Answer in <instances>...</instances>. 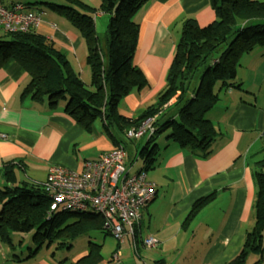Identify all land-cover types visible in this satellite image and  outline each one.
Wrapping results in <instances>:
<instances>
[{
    "label": "crops",
    "instance_id": "1",
    "mask_svg": "<svg viewBox=\"0 0 264 264\" xmlns=\"http://www.w3.org/2000/svg\"><path fill=\"white\" fill-rule=\"evenodd\" d=\"M86 3L99 5L94 0ZM47 15L42 12L34 30L66 55L73 71L88 85L81 37L69 23L57 25ZM188 18L200 27L210 24L215 15L209 0H148L134 13L139 32L132 62L144 74L147 86L119 102L122 116L137 118L164 88L181 23ZM242 63L251 70L240 79L237 70L243 87L223 92L207 113L218 132L207 156L180 149L166 137L156 139L158 156L146 172L156 195L142 211L136 249L128 238L118 245L122 248L115 254L120 264H225L240 252L246 232L253 227L255 163L264 160V50H256L253 58ZM27 82V73L14 61L0 69V170L11 163L16 182L41 185L51 167L79 170L84 160H94L116 147L99 120L86 132L63 112V102L50 107L22 100ZM146 142L145 136L127 142L134 147V157ZM213 193L212 201L184 224L192 205ZM198 218L204 220L203 226ZM195 222L200 226L196 230ZM146 237L157 240L155 248L141 246L140 239ZM124 247L134 250L137 261L124 258ZM15 250L0 241V264H21L19 257H12ZM38 260L33 264H49Z\"/></svg>",
    "mask_w": 264,
    "mask_h": 264
},
{
    "label": "trees",
    "instance_id": "2",
    "mask_svg": "<svg viewBox=\"0 0 264 264\" xmlns=\"http://www.w3.org/2000/svg\"><path fill=\"white\" fill-rule=\"evenodd\" d=\"M58 1L21 4L35 10L37 4H42V8L68 21L84 43L90 82L85 85L66 55L54 49L35 30L25 33L0 31L3 34L0 37V69L8 61H14L28 75L20 98L50 107L63 102V112L86 132H90L93 123L99 120L115 148L121 147L124 151L126 141L136 140L126 139L125 132L154 118L152 133L144 135L147 142L139 149L141 166L137 172H147L153 167L158 156L156 139L161 134L180 149L207 156L218 132L205 115L217 104L219 92L242 88L237 78L241 57L264 50V0H209L215 15L210 24L200 27L194 19H184L165 86L135 119L122 116L118 104L130 92L147 86L144 74L132 62L139 32L132 17L148 0H99L98 7L90 6L85 0ZM2 3L8 6L11 2L2 0ZM97 13L107 17L103 38L95 30ZM164 115L167 118L161 121ZM255 168L253 227L246 232L238 255L227 264H248L250 257L253 260L250 264H264V160L255 163ZM14 170L11 163L0 170L5 183L0 189L2 243L14 248L13 233L33 231V241L38 245L55 241L57 247L69 249L81 236L96 231L109 234L95 213L49 212L50 200L42 186L16 182ZM213 196L214 193L197 200L184 224L209 204ZM96 247L90 245L87 254L74 264H99L101 256ZM35 253L27 257L12 254V257H19L16 259L22 262ZM110 262L113 264L112 259Z\"/></svg>",
    "mask_w": 264,
    "mask_h": 264
},
{
    "label": "built area",
    "instance_id": "3",
    "mask_svg": "<svg viewBox=\"0 0 264 264\" xmlns=\"http://www.w3.org/2000/svg\"><path fill=\"white\" fill-rule=\"evenodd\" d=\"M41 15V11L21 3L4 6L0 0V31L25 33L34 30L41 22ZM153 120L147 119L139 128L126 131L125 138L138 139L152 133ZM125 158V151L119 147L94 160H84L79 170L51 167L41 184L50 200L49 212L95 213L118 245L128 238L136 249L142 211L154 199L156 189L145 172L130 175L125 169ZM157 243L153 237L140 239L141 246L146 249L155 248ZM111 259L115 264L116 254Z\"/></svg>",
    "mask_w": 264,
    "mask_h": 264
},
{
    "label": "rangeland",
    "instance_id": "4",
    "mask_svg": "<svg viewBox=\"0 0 264 264\" xmlns=\"http://www.w3.org/2000/svg\"><path fill=\"white\" fill-rule=\"evenodd\" d=\"M7 1H9L11 3H23V4H25V3H32L33 4V3H43V2H59L58 0H7ZM86 1H89V0H85V2ZM94 2L99 4V0H94ZM37 5H38V6H36L37 10H39L45 14L47 13L48 14L47 16H49V17L52 16L54 18L53 20H55V23L57 25H59V22H61L62 24H63V22L68 23L65 18L59 17L54 12H51L49 10L42 8L41 7L42 4H37ZM106 23H107V17L104 15L95 18V30H96L97 35H99L101 38H103V35L105 33ZM101 47H103V43H102ZM255 53H256V50L253 52H250L249 54H245L241 57L240 63H239L240 65L238 67V69H240V70L237 69L238 70V78L246 76L245 74H250L251 70L247 69V65H242L243 64L242 60L245 59L248 61L251 57L253 58ZM76 65H77V63L74 64V66H76ZM240 66H242V67L240 68ZM245 83H247V81ZM215 91L217 92V87L215 88ZM223 92H225V91H221L218 93L219 94L218 99L221 98V96L224 94ZM206 115H205V117H206ZM166 118H167L166 115H164L162 117L161 121L165 120ZM157 137L159 139H162V138H165L166 136L164 134H161ZM122 140L124 141L125 139L122 138ZM139 143H141V142L139 141ZM159 143H160V140H159ZM125 144H126V152H127L125 169L129 170V174L132 175V174L136 173L137 170L139 169V167L141 165V160H140L141 158L139 157V155H137V157L133 156L134 147L132 144H129L127 142ZM145 174H146V172H145ZM4 186H5V183L3 181V178L0 177V189L3 188ZM201 219L202 218H198L197 222L201 221V225L203 226L204 220L203 219L201 220ZM197 222H195V226L193 228L194 230H196L197 228L200 227ZM33 234H34V232L31 231L28 233H21V234L13 233L11 235V240L13 241V243L15 245L14 248L16 249L14 252L12 251V254H16L17 256L23 255V257H27V256L33 254L34 252H36L35 253L36 256H31L28 261L24 260L21 262V264H25V263L26 264H33L38 259H39L38 261L44 260V261L48 262L49 264H74L77 259H79L81 256L87 254V252L90 249V245H96L97 246L96 247L97 253L101 256V261L99 262V264H112V262H110L112 255L113 254L115 255L116 252L117 253L120 252V249L122 248V246L120 248L118 247V244L111 237V235H109V234L105 235L101 231H99V232L96 231V232L90 233L88 235L81 236V237L77 238L75 240V242L72 243V245L69 249L57 247V242H55V241L50 243V244L47 241H45L44 243H42V245L41 244L38 245L36 242L33 241V238H32ZM126 244L128 246V243H126ZM242 245H243V243H242ZM123 250H124V252H123L124 258L125 257L131 258V259L135 258L136 259L135 261H137L138 257H137V254L134 253V250H132L131 248H127V250H126L125 247ZM143 253L144 252L140 251V255H143ZM235 257L236 256L229 257L228 262H226L225 264L232 261ZM252 261L253 260L250 257L248 259L247 263L250 264V263H252ZM114 263L120 264L121 260L118 258V261H115Z\"/></svg>",
    "mask_w": 264,
    "mask_h": 264
}]
</instances>
